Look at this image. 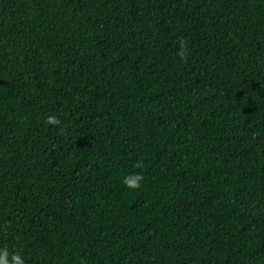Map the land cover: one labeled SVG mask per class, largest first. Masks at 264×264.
Here are the masks:
<instances>
[{
	"label": "trees",
	"instance_id": "1",
	"mask_svg": "<svg viewBox=\"0 0 264 264\" xmlns=\"http://www.w3.org/2000/svg\"><path fill=\"white\" fill-rule=\"evenodd\" d=\"M4 249L264 264V0H0Z\"/></svg>",
	"mask_w": 264,
	"mask_h": 264
},
{
	"label": "clouds",
	"instance_id": "2",
	"mask_svg": "<svg viewBox=\"0 0 264 264\" xmlns=\"http://www.w3.org/2000/svg\"><path fill=\"white\" fill-rule=\"evenodd\" d=\"M55 121L54 117H49L48 122L52 123ZM140 180L139 174H136V179L134 181H128L127 179L125 180V183L129 184V186L135 187L138 186ZM8 255V252L6 249L0 250V264H23V260L20 255L16 254L13 255L11 261L9 262L6 257Z\"/></svg>",
	"mask_w": 264,
	"mask_h": 264
}]
</instances>
